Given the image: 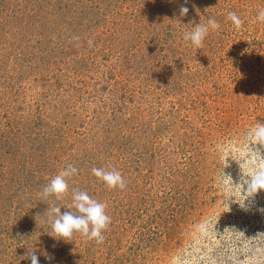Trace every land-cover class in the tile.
Returning <instances> with one entry per match:
<instances>
[{"label": "rangeland", "instance_id": "obj_1", "mask_svg": "<svg viewBox=\"0 0 264 264\" xmlns=\"http://www.w3.org/2000/svg\"><path fill=\"white\" fill-rule=\"evenodd\" d=\"M261 10L264 0H0V264H30L34 248L39 264H264V191L245 202L240 186L264 168L247 136L264 122ZM207 17L220 28L193 47L185 26ZM68 165L69 194L42 199ZM93 167L119 171L125 188ZM73 189L107 205L102 244L57 240L39 217L69 211Z\"/></svg>", "mask_w": 264, "mask_h": 264}, {"label": "clouds", "instance_id": "obj_2", "mask_svg": "<svg viewBox=\"0 0 264 264\" xmlns=\"http://www.w3.org/2000/svg\"><path fill=\"white\" fill-rule=\"evenodd\" d=\"M184 2L186 4L188 0H184ZM179 11L180 15L184 17L187 16L189 9L181 6ZM206 19V24L199 23L193 26L190 23L185 26L188 31L184 33L183 39L189 41L193 47H202L210 32L220 28V24L215 18L207 17ZM227 19L231 21V24L236 29L241 28L243 25L242 19L235 12H229ZM256 19L264 22V10L257 13ZM189 26L191 27L189 28ZM247 136L252 142L250 146L251 152L264 160L259 151H253V147L256 145L264 146V122L257 121L248 130ZM77 172L78 169L76 167L68 165L49 180L39 195L44 200H61L69 194L68 180L75 176ZM91 172L94 177L102 181L109 189H124L126 186L125 180L119 171H107L104 168L93 167ZM240 186L243 188V199L245 202H250L259 192L264 191V168L255 170L250 176L243 175ZM106 208L107 205L105 203L93 199L86 191L73 189L71 191V204L67 208L69 211L61 214V207L54 205L49 206L42 216H38H47V223L50 228L49 235L57 240L67 241L78 233L87 241H95L97 244H102L104 242V232L111 223V217L107 214ZM44 255L46 259H52L47 253ZM23 258L30 259V264H39V257L35 254V248Z\"/></svg>", "mask_w": 264, "mask_h": 264}]
</instances>
